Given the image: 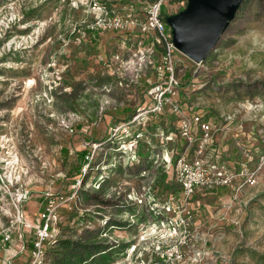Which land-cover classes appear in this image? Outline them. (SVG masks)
Listing matches in <instances>:
<instances>
[{
	"label": "rangeland",
	"instance_id": "374dc122",
	"mask_svg": "<svg viewBox=\"0 0 264 264\" xmlns=\"http://www.w3.org/2000/svg\"><path fill=\"white\" fill-rule=\"evenodd\" d=\"M126 2L0 0V264L32 263L21 233L50 204L43 264H264V0L245 1L203 63L180 54L181 105L223 128L220 159L235 173L248 159L257 179L188 202L175 154L195 147L172 111H149L161 51L141 54L138 31L89 28ZM187 2L166 0L165 13ZM65 147L91 151L85 183L70 182Z\"/></svg>",
	"mask_w": 264,
	"mask_h": 264
},
{
	"label": "built area",
	"instance_id": "2783aa9c",
	"mask_svg": "<svg viewBox=\"0 0 264 264\" xmlns=\"http://www.w3.org/2000/svg\"><path fill=\"white\" fill-rule=\"evenodd\" d=\"M139 2L142 15L138 14L134 3H127L123 14H111L106 11L105 7L101 16H98L89 28L91 30H119L122 32L138 31L143 36L137 42L141 54L145 51L158 53L154 46L155 41L162 47L159 61H157L160 81L148 89V95L151 98L149 111L157 114L166 112V108L172 111L177 117L180 136L189 146L195 147L193 158H190L186 151L181 154L177 151L175 154L174 149L170 151L171 156L165 158L171 164L172 157L174 154L177 155L175 176L180 184L184 201L188 202L196 194L197 189L212 191V189L232 187L235 190H240L245 184L254 185L257 180L256 172L249 169L248 159L240 164V173H235L229 163L220 159L219 150L214 142L217 133L223 128H217L214 121L205 113L199 111L192 113L188 109H184L177 98L176 94L181 80L178 78L176 70L177 63L183 53L174 46L171 30L166 28L165 18L161 13L166 0L152 3ZM147 40L150 41L149 44H145ZM238 177L241 179L244 177L245 182L236 183ZM50 206L51 204L43 209L40 221L35 226L37 235L32 253L33 260L30 264L44 263L45 243L52 240L57 234L56 229L52 227V216L55 214L52 213ZM185 224L183 226H186ZM4 236L6 240H11L10 233L4 232ZM21 236L23 237V233ZM25 247L23 243V248Z\"/></svg>",
	"mask_w": 264,
	"mask_h": 264
},
{
	"label": "water",
	"instance_id": "95a60500",
	"mask_svg": "<svg viewBox=\"0 0 264 264\" xmlns=\"http://www.w3.org/2000/svg\"><path fill=\"white\" fill-rule=\"evenodd\" d=\"M187 6L167 15L172 42L184 55L203 63L237 17L244 0H187Z\"/></svg>",
	"mask_w": 264,
	"mask_h": 264
},
{
	"label": "trees",
	"instance_id": "16d2710c",
	"mask_svg": "<svg viewBox=\"0 0 264 264\" xmlns=\"http://www.w3.org/2000/svg\"><path fill=\"white\" fill-rule=\"evenodd\" d=\"M139 1H146V2H156L158 0H138V1H135V0H128V2L126 3H134L136 8H137V11L138 9H140L141 7V4ZM245 1L247 0H244L242 5L245 3ZM242 5L240 6V9L242 8ZM166 4L163 5L162 7V11L161 13H163V17L165 18L168 13H165V10H166ZM240 9H239V12H240ZM238 12V13H239ZM238 15V14H237ZM166 28L168 30H170L169 28V25L166 23ZM143 36L141 35L140 38H142ZM140 38H138L137 40H139ZM150 41L147 40L145 41V44H149ZM154 46L156 47L157 51L159 52V50L161 51L162 47L158 44L157 41H155L154 43ZM188 77V76H187ZM91 153V151L89 149H81V151H74V152H71V150L67 147H65L63 149V163L64 165L67 167V174L70 176V179H71V183L73 185H75L77 183V181L79 180L78 178L82 176V179L84 181V183L86 182V176H87V172L84 171V167H86L87 164H89V154ZM73 154V157L71 156ZM91 167V164L90 166ZM23 233V239H24V244L25 242L27 243L26 246H28V248L32 251L33 253V250H34V241L36 239V230L32 231V232H27L26 230H23L22 231ZM11 240H6L5 239V236L4 234H1L0 236V245L2 246V243L4 244H8L10 243ZM68 243V244H67ZM64 241V244H67L69 247H72L69 242ZM75 245V243H73ZM102 246L100 245V247L98 246L97 247V251H96V254L100 253V252H103L105 254L104 251H106L108 248H101ZM102 254V253H101ZM1 258V256H0ZM104 262H101L100 264H109L111 262H106L105 261H109L108 259H103ZM77 264H86L85 260L84 259H80L79 262H77Z\"/></svg>",
	"mask_w": 264,
	"mask_h": 264
},
{
	"label": "crops",
	"instance_id": "0c3cea01",
	"mask_svg": "<svg viewBox=\"0 0 264 264\" xmlns=\"http://www.w3.org/2000/svg\"><path fill=\"white\" fill-rule=\"evenodd\" d=\"M216 145V144H215ZM218 149V148H217ZM231 161H232V159H231ZM241 160H238V161H236V162H238L239 164H241V162H240ZM207 195V194H206ZM215 196H218V195H215ZM209 200V199H208ZM210 203H209V205H207L209 208H212L213 206H214V208H219V197L216 199L215 198V200L213 201V200H210L209 201ZM213 202V203H212ZM215 204H218V205H215ZM207 207V208H208Z\"/></svg>",
	"mask_w": 264,
	"mask_h": 264
}]
</instances>
